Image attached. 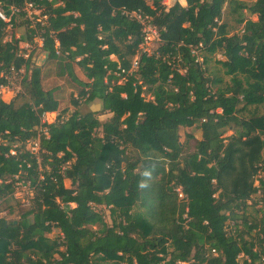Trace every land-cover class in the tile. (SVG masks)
Instances as JSON below:
<instances>
[{
  "label": "trees",
  "instance_id": "obj_1",
  "mask_svg": "<svg viewBox=\"0 0 264 264\" xmlns=\"http://www.w3.org/2000/svg\"><path fill=\"white\" fill-rule=\"evenodd\" d=\"M25 1L44 7L46 23L26 21V39L41 31L48 68L19 57L21 40L5 39L0 20V87L11 67L30 71L20 104L0 100V205L20 182L32 191L28 209H8L17 219L0 216V264H264V0L0 8ZM123 10L148 16L160 37L131 72L142 27ZM51 76L75 93L74 110L47 122L63 91L43 88ZM95 101L100 110H86ZM181 128L200 132L187 136L192 152Z\"/></svg>",
  "mask_w": 264,
  "mask_h": 264
},
{
  "label": "rangeland",
  "instance_id": "obj_2",
  "mask_svg": "<svg viewBox=\"0 0 264 264\" xmlns=\"http://www.w3.org/2000/svg\"><path fill=\"white\" fill-rule=\"evenodd\" d=\"M252 1V0H249ZM181 5H184V0H180L179 1ZM168 4V3H167ZM255 17H253L252 19L254 20ZM40 20H43L42 18H39ZM228 21L230 22V24H232L233 22H231V20L228 19ZM26 18L24 16L19 17L16 20V24L15 26L7 31V36L6 39H10L11 36L14 37H19L21 38V43L24 44L26 41V37H27V32H26ZM231 27H233L234 29H232V32L236 33L239 31V28L234 27V25H232ZM156 48V45H153V48H151V51L154 52ZM39 53V54H38ZM216 60L221 59L220 55L217 54L215 56ZM32 60L35 62V65L39 64L40 67L42 68V71L46 73L47 71V66L46 64V58L44 54H41L40 52L35 51L32 55ZM45 66V67H44ZM76 75L78 77V79L80 80H84V76H83V72L79 69L76 68ZM225 81L228 80V78H224ZM43 84V88L45 90H50L52 88H61L63 87V91L60 94V107L59 110L57 112H54L52 114H46L44 116V120H46L47 122H52L58 113H61L62 111H67L65 114L67 115L68 113L72 112L74 110V108L70 105V99L71 96L70 94L75 95V93H73L71 91V89L67 88L62 81L56 80L54 78V76L51 77H46L43 79L42 81ZM17 95L14 94V92L12 90H5L4 92H0V100H3L5 102H9L11 100L14 99V101L16 102V104H20L23 100L16 98ZM109 118V115L107 114H102L99 119L101 121L107 120ZM231 133H227V135H230ZM180 141L182 143H184V153H188V152H192L194 150V144L195 141L193 139H187L188 135H192L195 139H199L200 138V132L197 129L191 128V129H186V128H181L180 129ZM33 148V145L31 144V140L28 141L25 146H24V150L31 152ZM64 186L66 188H70V181L69 180H64ZM31 196H32V191L29 189L28 184H23V183H18L15 186L14 189V194H13V199L10 201V203L8 204H1L0 205V216H3L5 218H7V220L10 219H17V214H7L8 209H13L14 212L17 211L18 208L21 209H28L29 205L31 204ZM256 200V197L253 198L251 201L248 202L249 205L253 204ZM259 208V206L256 207H249L248 209V214L249 216H252L254 214V210ZM105 214L107 215L108 212L106 211ZM108 220V218H106ZM109 222V221H108ZM95 229V228H94ZM60 236L59 231L58 230H53L50 234L47 235V237L50 240H55L56 238H58ZM242 260H244L243 257L240 258V261L242 262Z\"/></svg>",
  "mask_w": 264,
  "mask_h": 264
},
{
  "label": "built area",
  "instance_id": "obj_3",
  "mask_svg": "<svg viewBox=\"0 0 264 264\" xmlns=\"http://www.w3.org/2000/svg\"><path fill=\"white\" fill-rule=\"evenodd\" d=\"M43 12L44 7L42 5L35 4L31 1H25L20 7L10 6L7 10L0 8V20L6 25V32L11 30L15 26L16 20L21 16H24L26 18V21L30 22V24L35 25L36 23H40L42 26L46 23V16L43 14ZM122 13L128 18L135 20L142 27V43L138 48L137 54L131 60V72L138 68L139 57L141 55H151L153 53L151 51V48H153V45H157L159 43L160 37L157 28L151 24V19L148 16H144L141 12L136 11L127 12L123 10ZM39 18H42L43 20H40ZM14 38L16 40H20L19 37ZM42 45L43 38L41 36V31L38 30L34 38H32V42L28 41L27 39L24 44H22L21 41L18 42V56L23 58L24 60H28L31 58V55H33L35 51H40ZM192 52L193 54L195 53L194 51ZM2 76L5 80V84L4 86L0 87V92H4L5 90H12L15 95H19L22 93V83L24 79H29L30 77V71H26L24 67H21L20 69L11 67L9 70L3 72ZM31 144L33 145L31 153L36 155L38 151L37 140H31ZM11 154L14 155L15 152L12 151ZM175 191L178 198L182 199L183 194L181 192V188H176ZM212 253L216 255V252L214 250H212Z\"/></svg>",
  "mask_w": 264,
  "mask_h": 264
},
{
  "label": "crops",
  "instance_id": "obj_4",
  "mask_svg": "<svg viewBox=\"0 0 264 264\" xmlns=\"http://www.w3.org/2000/svg\"><path fill=\"white\" fill-rule=\"evenodd\" d=\"M165 3H168V1H166ZM184 5H185V1H184ZM256 18H254V20H255ZM39 52V51H38ZM39 54V53H38ZM100 107H101V104H100V102L99 101H95V102H93V103H90L87 107H86V110H90V111H93V112H95V111H99L100 110ZM50 114H52V113H50ZM105 114H107V115H109V118L111 117V114H108V113H105ZM58 115V114H57ZM101 116V115H100ZM99 116V117H100ZM99 117H98V119H99ZM108 118V119H109ZM107 119V120H108ZM107 120H104V121H101L100 119H99V121L100 122H105V121H107Z\"/></svg>",
  "mask_w": 264,
  "mask_h": 264
},
{
  "label": "water",
  "instance_id": "obj_5",
  "mask_svg": "<svg viewBox=\"0 0 264 264\" xmlns=\"http://www.w3.org/2000/svg\"><path fill=\"white\" fill-rule=\"evenodd\" d=\"M37 66H38V67H40V65H39V64H37Z\"/></svg>",
  "mask_w": 264,
  "mask_h": 264
}]
</instances>
